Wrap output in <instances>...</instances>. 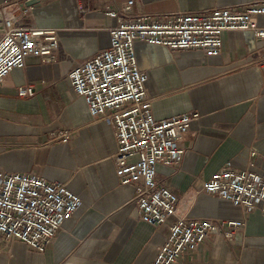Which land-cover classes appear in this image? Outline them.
<instances>
[{
    "label": "crops",
    "instance_id": "1",
    "mask_svg": "<svg viewBox=\"0 0 264 264\" xmlns=\"http://www.w3.org/2000/svg\"><path fill=\"white\" fill-rule=\"evenodd\" d=\"M11 1L7 11L16 25L54 27L59 41L52 61L29 55L0 82V170L64 182L81 203L43 251L20 240L0 241V264H147L166 240L167 223L140 219L133 185L120 183L115 173L112 128L91 116L68 76L76 63L107 46L108 27L115 21L105 8L127 0H0V5ZM250 1L133 0L129 12L160 18L216 6L241 9ZM256 20L264 24L263 16ZM221 36L216 55L135 44L154 117L198 112L179 141L184 152L178 163L156 166L159 183L177 197L176 214L244 221L230 239L221 233L206 237L177 264H264V213L244 211L202 190L203 181L228 161L233 169L249 167L264 175V68L258 64L264 39L245 29ZM27 84L33 93L19 95L18 87ZM63 129L67 141L53 136Z\"/></svg>",
    "mask_w": 264,
    "mask_h": 264
},
{
    "label": "built area",
    "instance_id": "2",
    "mask_svg": "<svg viewBox=\"0 0 264 264\" xmlns=\"http://www.w3.org/2000/svg\"><path fill=\"white\" fill-rule=\"evenodd\" d=\"M132 2L105 8L104 13L115 21L108 27L107 46L76 63L68 76L91 116L112 128L117 140L115 173L120 183L133 185L132 201L140 219L153 225L167 223L166 240L147 264H177L185 251L195 250L206 237L221 233L230 239L244 221L176 214L177 197L159 183L156 166L178 163L184 152L179 141L198 112L154 117L146 91L147 74L138 66L135 44L200 48L216 55L225 30H251L264 39V24L256 20L258 15L264 18V0L250 1L241 9L216 6L206 12L164 13L160 18L130 13ZM10 4L0 5V82L12 69L23 67L29 55L52 61L59 41L54 27L16 25L7 11ZM258 64L264 68V50ZM32 93L29 84L18 87L19 95ZM53 136L60 141L70 137L66 129ZM130 157L135 159L129 161ZM202 190L244 211L259 208L264 213V175L249 167L236 170L228 161L203 181ZM80 203V196L64 182L26 171L0 170V241L20 240L43 251ZM173 215L176 218L169 221Z\"/></svg>",
    "mask_w": 264,
    "mask_h": 264
}]
</instances>
